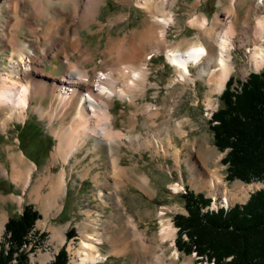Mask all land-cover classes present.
I'll list each match as a JSON object with an SVG mask.
<instances>
[{"label": "rangeland", "instance_id": "rangeland-1", "mask_svg": "<svg viewBox=\"0 0 264 264\" xmlns=\"http://www.w3.org/2000/svg\"><path fill=\"white\" fill-rule=\"evenodd\" d=\"M137 1L102 0L95 19L93 16L88 20L89 23L79 25L83 53L82 49L80 52L70 51L71 61L82 63L83 67L90 71L91 76L107 73L108 77L112 75V78H117V84L114 83L117 89L125 88L127 85L121 78H130L121 73L120 67L123 65L121 61L123 55L131 46L132 35L148 25L158 27L153 13L142 8ZM251 1L243 0V3L237 6L238 19L234 16L233 22L239 21L245 24L249 22L247 12L255 3ZM163 2L168 14L172 13V19H174L167 28L166 34L171 46L187 40H197L199 36H202V29L198 26L202 18L206 17L211 25L217 17L227 18L226 10L230 7V0H164ZM28 7L25 3L20 7L21 12L31 15L27 10ZM56 9L53 6V11L58 14ZM252 15L251 22L254 21V13ZM14 21L4 0H0L1 76L6 69H9L8 57L13 53V46L3 32L8 30ZM25 22L19 32L22 41L29 42L30 54L33 57H45V54L41 55L44 52H38L39 48L41 51L42 40L40 43L28 38L31 34L28 29L30 20ZM192 22H195V25ZM38 23L46 28L45 18L38 20ZM236 34L233 61L237 71L231 77L234 78V86L237 87L238 81H246L252 72L264 71V67L259 71L251 70L247 75L242 73L243 66L249 67L248 59L243 53L247 51L249 54L250 48L241 46L245 38H242L239 30ZM201 38L204 39L203 36ZM116 40L121 47L118 45V53L117 50L110 53L107 47L110 41ZM34 45L37 46L36 50L33 49ZM118 57L120 60L117 59ZM67 68L68 62L59 56L46 58L44 66L46 71L42 72L45 74L36 79H42L47 88L39 89L40 95L32 100L25 119L14 120L5 131L0 129V168L2 169L0 170V214H6L0 244L5 241L8 220L20 215L27 205H33L40 212L41 218L29 236V245L26 247L30 264H49L64 245L70 255V264H74L76 251L82 249L84 240L94 244L93 251H89L95 255H102L97 261L99 264H214L205 261L197 262L194 254L187 255L179 252L177 246L173 244L177 233L174 238L164 241L161 233L162 217L169 218L175 228L177 226L174 216L177 213L187 214L188 211L183 192H179L174 186L176 181L169 180L166 184L163 174H158L149 181L148 176L155 163H159L161 171L171 173L170 170H173L175 166L174 156H178L179 160L180 152L184 151L183 146H186L187 142L194 143L198 140L196 144L199 148L198 152L205 151L206 147L202 144L207 140L210 142L213 140L211 119L213 113L220 107L221 94L216 97L214 108L207 109L205 100L208 86L204 79H197L196 83L177 82L170 86V81L176 77L174 66L167 61L164 54L154 57L149 66V81L156 83L157 86L131 88L134 91H130L129 97L125 98L118 95L109 99L105 96L100 97L101 102L110 105L113 130L122 135H129L130 139L124 140L121 146H117L116 143L117 151H114V145L109 146L105 141H102L100 145L95 139H86L65 166L67 186L65 195L60 198L62 208H51L45 206L41 201L43 199L38 198L37 192H41V196L48 194L51 191L50 180L63 168L61 162H51L53 161L52 152L59 141L55 132L72 124L75 108L51 120V113H54V108L57 106V102L54 103L56 99L51 93V83L58 75L65 73ZM191 69L194 74L195 68ZM155 111L160 113L154 115ZM136 135L141 137H135ZM155 138L160 140L161 146L165 149L156 145ZM190 146H186L187 155L196 153L195 147ZM115 153L123 154L120 167H117L118 158ZM209 153L207 151L206 154ZM226 154V151L221 154L223 159ZM18 155L22 156L25 162L20 161ZM137 155H142L148 165L141 169L132 168L130 162ZM157 156L161 157L159 162L151 159ZM199 157L198 160H200ZM223 159L215 167L210 163L211 168L207 175L210 178L211 188L208 187L209 185H201L197 188L206 197L214 196L216 191L221 192L209 208L243 204L251 193L264 188V181L251 183L241 180L228 181L226 179L228 164ZM188 161L190 165V161L194 165L197 177L207 168L197 165V159L194 157H189ZM14 165L22 172L31 171L32 167L34 168L28 186L25 187L23 183L14 180ZM3 170L7 171V174L3 173ZM141 174H144L142 178L147 185L144 188L138 185L139 182L143 183L142 178L138 177ZM217 179L221 180L223 185L219 190L212 186L213 181ZM248 186L252 188L248 189ZM226 196L229 205L222 203L223 197ZM163 206L167 208V211L162 216L161 207ZM134 215L143 217L147 224L139 226L133 219ZM131 222L136 224L137 230L129 227ZM146 226L149 228L147 229ZM73 229L74 234L71 239H68L67 232ZM90 235L98 238L100 243L97 239L88 240ZM176 249L179 255L175 253Z\"/></svg>", "mask_w": 264, "mask_h": 264}, {"label": "bare ground", "instance_id": "bare-ground-1", "mask_svg": "<svg viewBox=\"0 0 264 264\" xmlns=\"http://www.w3.org/2000/svg\"><path fill=\"white\" fill-rule=\"evenodd\" d=\"M101 1L4 0L11 18L15 21L12 25L10 24L11 27L6 30L7 32H3L4 36H7L8 42L13 46V53L8 57L9 69H6L2 76L0 75V129L5 131L14 120L20 121L25 119L32 100L37 95H40L39 89L47 88L42 79H36L40 75L45 74L42 72L46 71L44 69L46 58L59 56L68 62L66 72L58 75L51 83V93L54 99H56L54 103L57 102L54 113H51V120L68 113L71 108H75V113L70 126L61 128L55 132L56 138L59 141L52 152L53 161L51 162H61L63 168L56 177H52L53 179L50 180L49 188L51 191L48 194L41 196V192H37L38 198L43 199L41 201L47 207L62 208L60 198L65 195L67 186L65 166L86 139H95L100 145L102 141H105L109 146H115L116 143L118 144H116L117 146H121L124 140L130 139L129 135H122L118 131L113 130L110 105L106 102H101L100 97L105 96L109 99L114 95H118L125 98L129 97L130 91H134L131 88L157 86L156 83L154 84L149 81V66L154 57L164 54L167 61L174 66L176 77L170 81V86L177 84V82L196 83L197 79H204L208 86L205 101L209 110L214 108L216 97L224 91L228 80L237 71V66L233 61V49L236 47L235 35H237L238 30L242 33V38H245L241 46L250 48L249 54L247 51L243 53L248 59L249 67L243 66L241 68L242 73L247 75L251 70L259 71L264 67V10H261L264 8V0L251 1H255V3L248 9L247 19L249 22L247 21L248 23L246 22V24L232 21V18L237 15V6L241 5L243 0H230L229 10H226L228 12L227 18L217 17L215 22L209 25L207 18L202 15L204 18H202L198 26L202 29L201 32L204 39L201 38L202 36H199L197 40H187L177 45L173 44L172 46L169 44L170 42L168 43L166 34L167 28L174 19H172V13L168 14V10L165 9L164 0H138L137 2L142 8L153 13L152 15L158 27L155 28L152 25V27H149L148 25L138 33L132 35L131 46L121 59L124 66L120 67L121 73L126 74V76L128 75V77L130 76V78L124 79L119 77L127 85H125V88L117 89L114 85L117 78H112V75L108 77L107 73L96 74L93 77L89 74L90 71L88 72L83 67L82 63H73L71 61L70 51L80 52L82 49L83 53L79 25L89 23L88 20L91 17L93 18V16L95 19ZM25 3L28 4L27 10H29L31 15L23 14V11L21 12L20 7ZM53 6L57 8L58 14H55L53 11ZM252 13H254V21L251 22ZM43 18L47 22L46 28L41 27L38 23V20ZM236 19H238L237 16ZM26 20H30L28 29L31 31V34L28 35V38L34 42L42 40L41 51L39 48L38 52H44L41 55L45 54V57H33L30 54L31 45L29 46V42L22 41L19 32L22 29V25L26 23ZM191 20L194 21V19ZM192 24L195 25V22H192ZM118 43L117 40L110 41L107 47L110 53L116 51L118 45L121 47ZM36 47L34 45L33 49L36 50ZM117 64H119L118 61ZM192 67L195 68L194 74L192 73ZM138 92H141V90H138ZM2 98L6 99L4 105L1 103ZM159 113L160 111H155L154 115H158ZM135 137L141 136L136 135ZM154 142L158 147H162L160 140L155 138ZM114 151H117L116 146ZM115 154L117 155V153ZM18 156L20 161L25 162L22 156ZM204 157L206 156L204 155ZM14 168V180L18 183H23L25 187L28 186L31 182L32 170L34 168L32 167L31 171L26 172L18 170L16 165H14ZM0 170L2 169L0 168ZM3 173L7 174V171L3 170ZM200 175H203V172ZM212 186L219 190L223 185L221 184V180L217 179L213 181ZM175 188L178 190L177 185H175ZM251 188L252 186H248V189ZM218 192L216 191L215 196L221 193ZM217 196L213 197V201L217 199ZM223 198L222 203L229 205L228 197ZM17 199L21 200L20 198ZM229 207L226 206L225 208L228 209ZM206 208L205 211L219 209V207L209 208V206ZM166 211L167 208L163 206L161 214L165 215ZM5 221L6 214H0V239L4 233ZM161 224V233L164 241L174 238L176 231L170 219L162 217ZM130 226L133 230H137L134 222H131ZM87 239L98 240V238L91 235ZM98 242L100 243L99 240ZM81 248L76 251V259L73 260L74 264H99L97 261L102 255L92 253L94 249L93 243L84 240ZM175 253L179 255L178 251H175Z\"/></svg>", "mask_w": 264, "mask_h": 264}, {"label": "trees", "instance_id": "trees-1", "mask_svg": "<svg viewBox=\"0 0 264 264\" xmlns=\"http://www.w3.org/2000/svg\"><path fill=\"white\" fill-rule=\"evenodd\" d=\"M231 77L220 95V107L211 119L215 146L227 152L226 179L246 183L264 181V71L252 72L234 86ZM187 214L177 213L175 240L184 254H196L197 262L214 264H264V188L249 200L229 209L208 210L212 199L187 188L183 194ZM41 218L33 205L6 223L0 244V264H30L26 247ZM74 229L67 232L71 239ZM49 264H70L64 245Z\"/></svg>", "mask_w": 264, "mask_h": 264}, {"label": "crops", "instance_id": "crops-1", "mask_svg": "<svg viewBox=\"0 0 264 264\" xmlns=\"http://www.w3.org/2000/svg\"><path fill=\"white\" fill-rule=\"evenodd\" d=\"M212 138H213L212 142L207 140L202 144L203 146L206 147L205 151L210 152L209 154H206L204 150L202 152H200V151L198 152L199 148H198V146L195 145V144H197L198 140H196L194 143H192V142L188 143L187 142L186 146L189 147L190 145H193L195 147L196 153H191L190 155H187L188 153L185 152L186 146H183L184 151H182V149H181L182 152H180L181 154L179 155V160H178V156L177 157L174 156L175 166H174L173 170H170V168H168V170H170L171 173H169L168 171H165V172L161 171L162 169H161L159 163H155L153 170H150V172H149V174H150L148 176L149 181H152V178L157 176L158 174H163L164 175V181L166 184H167V182H169V180L173 181V182L178 181V182H180V184L185 185V187L188 188L189 190L195 192V194L200 193V191H198L197 188L200 187L201 185L202 186H208V184H209V182H207V181H209L210 178L207 174H208L209 169L211 168L210 163L213 164L212 166L215 167L223 159V155H221V154H223V152L219 151L217 149V147L215 146L214 135ZM200 155H202L203 157L200 158L199 157ZM204 155L206 157H204ZM122 156H123V154H121V153H119L116 156L118 158V162H116L118 167L121 166ZM181 156H183V157L180 158ZM189 157H194L195 159H197V162H196L197 165H201V167H202V165L207 167V169L203 171V175H200L198 177L196 176V174H197L196 169L194 168V165L192 164L191 161H190L191 165L189 164V161H188ZM198 157L200 158V160H198ZM151 159H155V160H157V162H159L161 157L160 156H157L154 158L151 157ZM77 162H78V160H77ZM112 163H114V162H112ZM130 163L132 164V168H134V169H141V168H144L146 165H148V162L144 159V157L142 155H137V157H134L132 159V162H130ZM134 169H133V171H134ZM143 175L144 174L138 175V177L142 178ZM195 176L197 178H195ZM205 176H207L206 178H208V179H206ZM87 177H84V178H87ZM199 178H201V181H199ZM141 180L143 183L139 182L138 185L141 188L146 187L147 185H145L144 178H142ZM146 184H148V183H146ZM209 187H210V185H209ZM133 219L137 222V224L139 226H144L145 224H147V221H145L143 219V217L140 218V217L134 215ZM152 219H154V217H152ZM148 221H150V220H148ZM146 228L148 229L149 227L146 226ZM182 254H184V253H182Z\"/></svg>", "mask_w": 264, "mask_h": 264}, {"label": "built area", "instance_id": "built-area-1", "mask_svg": "<svg viewBox=\"0 0 264 264\" xmlns=\"http://www.w3.org/2000/svg\"><path fill=\"white\" fill-rule=\"evenodd\" d=\"M181 191H185V188L183 186L181 187ZM161 209H162V207H161Z\"/></svg>", "mask_w": 264, "mask_h": 264}, {"label": "water", "instance_id": "water-1", "mask_svg": "<svg viewBox=\"0 0 264 264\" xmlns=\"http://www.w3.org/2000/svg\"><path fill=\"white\" fill-rule=\"evenodd\" d=\"M194 256H196V254H194Z\"/></svg>", "mask_w": 264, "mask_h": 264}]
</instances>
